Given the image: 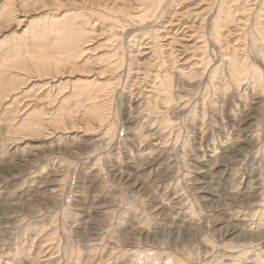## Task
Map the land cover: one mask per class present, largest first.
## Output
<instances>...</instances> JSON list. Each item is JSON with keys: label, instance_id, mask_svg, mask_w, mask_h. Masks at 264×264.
Returning <instances> with one entry per match:
<instances>
[{"label": "rangeland", "instance_id": "obj_1", "mask_svg": "<svg viewBox=\"0 0 264 264\" xmlns=\"http://www.w3.org/2000/svg\"><path fill=\"white\" fill-rule=\"evenodd\" d=\"M98 1L0 0V264H264V0Z\"/></svg>", "mask_w": 264, "mask_h": 264}, {"label": "bare ground", "instance_id": "obj_2", "mask_svg": "<svg viewBox=\"0 0 264 264\" xmlns=\"http://www.w3.org/2000/svg\"><path fill=\"white\" fill-rule=\"evenodd\" d=\"M149 1H151V0H149ZM223 1V3L222 4H220V10L218 9V11H223L224 9H225V4L226 3H232V1L230 0L229 2L227 1V0H221L220 2H222ZM238 1V0H237ZM236 1V2H237ZM103 1L102 0H100V1H98V7H99V9L100 10H103V11H99V12H104L105 10H107L108 9V11L110 12V13H112L113 11H116V12H121V14L123 15V9H118V11L117 10H115L116 9V7L114 8V7H111L110 8V6H108V5H105L104 3H102ZM235 2V1H234ZM239 3V2H238ZM233 4V3H232ZM104 5V6H103ZM143 5L145 6V3H141V4H139V6H140V8H139V10H138V12H137V14H138V16H140V17H143V16H145V14L146 13H144L143 11H145L146 12V8L145 7H143ZM153 5V4H152ZM219 5V4H218ZM25 6V5H24ZM27 6V5H26ZM142 6V7H141ZM230 6H233V5H230ZM120 8V7H119ZM239 9V8H238ZM237 9V10H238ZM123 10V11H122ZM33 11V10H32ZM112 11V12H111ZM106 12V11H105ZM143 12V13H142ZM219 12V13H220ZM260 12H261V10H260ZM259 12V13H260ZM218 13V14H219ZM113 14V13H112ZM117 14V13H116ZM231 14H233V13H231ZM235 14V13H234ZM104 15V14H103ZM119 15V14H118ZM260 16H261V14H259ZM105 16V15H104ZM117 16V15H116ZM149 16V15H148ZM231 16V15H230ZM106 17H108V16H106ZM105 17V18H106ZM113 17V16H112ZM223 17V16H222ZM221 17V18H222ZM236 17V16H235ZM145 18V17H144ZM220 18V17H219ZM258 18V17H257ZM49 19V18H48ZM223 19V18H222ZM238 19V18H237ZM259 19V18H258ZM260 19H262V18H260ZM80 21H77V22H73V23H71V24H67V23H65V22H61V23H59V21H56L55 19H52L51 21H49V22H46L45 21V25H41V26H38V29H37V31H34L33 32V35H35L34 37H36V40L37 39H39L40 40V36H42L41 37V41H43V43H44V45L43 46H41L40 45V47H42V51H43V53L44 54H46V56H49L50 57V53L48 52V50L50 49V47H52V46H54L56 49H58L59 50V52L61 53V54H67L68 53V55L66 56V58H63V60H65V59H68V58H70V59H73L74 57H77V55L78 54H80L81 52H83V49H85V48H82V46H83V44H84V42H85V40H86V34H87V28L85 27V22H83V20H81V19H79ZM48 21V20H47ZM76 21V20H75ZM219 21V20H218ZM258 21V20H257ZM222 22V21H221ZM234 22V21H233ZM123 23V22H122ZM258 23V22H257ZM257 23H256V25H257ZM218 24H219V22H218ZM217 24V25H218ZM213 25H215V24H213ZM225 25V24H224ZM253 27V26H252ZM217 28H218V26H217ZM219 29V28H218ZM217 29V30H218ZM257 29H258V27H257ZM41 30V31H40ZM215 31V30H214ZM216 33V32H215ZM58 36H60V37H58ZM51 37H53V39L50 41V44H51V46H50V44H48L47 42L49 41V39L51 38ZM57 38V39H56ZM262 41V43L260 44V42ZM251 44H252V47H254V48H256V47H258V49H261L259 46H261V47H263V45H264V33H262V31L261 30H253V32H252V34H251ZM86 46V45H85ZM257 49V50H258ZM89 50V49H88ZM91 50V49H90ZM263 50V49H262ZM58 57V56H57ZM65 57V56H64ZM61 60L62 59H59V57H58V59H57V64H59L60 62H61ZM69 60V59H68ZM52 61V60H51ZM230 61V60H229ZM10 63V62H9ZM46 62H44V64H45ZM230 65H231V67H232V69H233V71H234V73H244L246 70H245V66H241L240 65V63H237L234 59L232 60V61H230ZM46 66H49L48 64L46 65ZM61 69V68H60ZM255 70V69H254ZM40 71V70H39ZM253 76H255V78H257V79H260V74H259V72L257 71V70H255L254 72H253ZM1 77H3V76H1ZM1 77H0V82L1 83H3L4 84V82H5V80L6 79H1ZM169 88V87H168ZM167 96H169V99L170 98H172L173 96L167 91ZM104 104H101L100 106H98V111L99 110H103V108H104ZM98 114V113H97ZM101 116L103 115V114H100ZM103 118V117H102ZM30 129V128H29ZM251 257V256H250ZM261 258V257H260ZM175 261H177V260H175L174 259V263H175ZM255 262H258L259 261V259H256V260H254ZM173 263V264H174ZM175 264H179L178 262L177 263H175ZM181 264H183L182 262H181ZM208 264V263H207ZM261 264V263H260Z\"/></svg>", "mask_w": 264, "mask_h": 264}]
</instances>
